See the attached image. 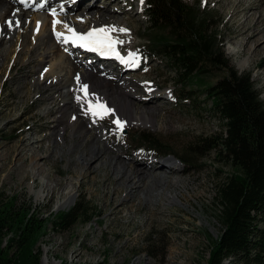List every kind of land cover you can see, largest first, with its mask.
<instances>
[{
	"label": "rangeland",
	"instance_id": "1",
	"mask_svg": "<svg viewBox=\"0 0 264 264\" xmlns=\"http://www.w3.org/2000/svg\"><path fill=\"white\" fill-rule=\"evenodd\" d=\"M182 1L203 14L214 16L213 28L220 33L223 53L230 67L238 73L250 75L259 99L264 103V55H254L253 48L249 52L233 54L241 43L236 37L238 26L244 21L245 13H251L249 9L245 12L242 9L257 0H243L236 18L231 17L236 0ZM93 3L100 11L106 5L116 11L111 15L118 17L119 21L113 25L126 30L125 35L116 36L121 42L123 53L120 55L133 53L137 59L134 66L145 67L126 74L123 67H117L113 72L111 64L103 67L102 62L95 65L96 70L103 75L111 73L116 78L121 77L124 91L133 97L129 100L138 107L134 112L141 109L151 113L155 125L127 124L118 131L113 114L100 119L85 115L76 123H70L63 108L57 111L67 92L66 87L58 86L57 79H68V71L64 69L56 74L58 78L51 77V74L43 77L55 61H51L53 57L50 55L46 63L36 68V61L44 51L37 49L30 56L28 51L33 42L31 38L27 39L22 53L13 55L5 63L0 62V145L3 147L0 148V194L8 198L15 196L18 202L24 200L40 218L66 211L81 202L87 204L93 215L95 212L99 215L97 219L94 217L85 224L79 222L66 231H56L49 224L37 244L41 251L40 264H205L210 239L221 230L216 220L220 211L215 200L217 187L237 172V168L224 159L218 160L215 153L205 152L201 143L203 139L220 133L222 122L210 112L211 104L202 88L191 87L195 93L191 102L182 103L176 99L179 92L172 71L164 61L153 58L147 51L146 39L153 31H148L145 4L141 0H95ZM54 4L43 11L24 10L26 17L36 13L41 19L56 20L57 16L64 14L58 15L61 10L59 2L56 7L60 9L52 12L50 7ZM82 4L77 10H87L93 5L89 1ZM130 6L132 12L123 14ZM263 7L259 6L264 12ZM17 8L12 11V16L19 14L20 8ZM259 27L264 28V18ZM21 34L17 30L12 33L11 44L7 43V38L0 40V52L5 54L7 51L8 54L11 48L17 52ZM56 43L69 59L61 40ZM129 43L130 47L127 46ZM48 44L46 48L50 52L59 54L60 48L56 50L55 43ZM73 51L74 56L78 55V50ZM77 60L83 62L81 57ZM246 60V69L239 70V65ZM64 68H68L67 65ZM224 74L218 72L214 78H206L204 83L212 84L216 77ZM40 80L44 82L40 89H35L34 83ZM43 87L49 89L45 94H42ZM48 94L53 100L44 102L43 98ZM52 109L57 112L47 116ZM64 117V122L56 123ZM86 124L91 126L88 133ZM56 126L55 133L63 130L60 137L58 134L50 136ZM142 132L165 143V150L173 155L162 157L148 146L138 144L133 136ZM95 135L100 137L107 152L99 161H93L81 170L77 159L83 151L95 147L92 141ZM22 140H27L30 148L19 155L10 154L9 149L20 146ZM189 148L195 149L193 159L182 164L183 152ZM112 159L114 161L109 166ZM116 163L124 170H115ZM136 166L146 167L148 171L144 179L139 182L135 179L133 185L127 174L133 173ZM165 173V179L158 178ZM71 191V195L76 196L73 205L61 209ZM165 195L177 198V204H171ZM149 233L156 234L151 238L155 239L153 247L147 244ZM222 264L230 263L226 259Z\"/></svg>",
	"mask_w": 264,
	"mask_h": 264
},
{
	"label": "trees",
	"instance_id": "2",
	"mask_svg": "<svg viewBox=\"0 0 264 264\" xmlns=\"http://www.w3.org/2000/svg\"><path fill=\"white\" fill-rule=\"evenodd\" d=\"M143 3L148 31H153L146 39L147 51L172 71L178 101L191 102L193 86L204 90L210 112L222 122L220 133L202 140L204 151L237 168L217 187L215 200L220 211L216 220L221 230L210 239L205 264H222L226 259L230 264H264V103L250 75L230 67L220 33L213 28V15L203 14L182 0ZM218 72L225 74L212 84L204 83ZM133 137L159 156L173 155L165 150V143L144 132ZM193 150L183 152L182 164L193 159ZM98 216L81 202L40 218L24 200L0 194V264H40L37 244L49 224L56 231H66ZM154 235L149 233L147 244L151 247L155 246Z\"/></svg>",
	"mask_w": 264,
	"mask_h": 264
},
{
	"label": "bare ground",
	"instance_id": "3",
	"mask_svg": "<svg viewBox=\"0 0 264 264\" xmlns=\"http://www.w3.org/2000/svg\"><path fill=\"white\" fill-rule=\"evenodd\" d=\"M21 0H0V40L3 41L5 38H7V43L11 44L13 43L11 35L16 30L21 31V39L19 41V50L16 52L15 50L10 49L8 51L9 53L4 54L0 52V62H7L10 57L13 55H18L19 53H22V51L25 49V43L27 39H32L33 45L32 49L28 51V54L30 56L33 55L37 51V49H40L44 51V54L42 56H39V59L36 61V68L41 67L42 64L46 63L47 60H49L50 55L53 57L51 61H55L52 65H50L46 72L44 73L43 77H48L49 74H51V77L55 76V78H58L56 74L59 72H62V70L66 69L68 71V79H57V83L59 87H66L67 92L66 95L63 96V104L59 105L57 111L59 109L63 108V113L67 115L70 119L69 122H77L80 120L83 116H89L93 117V115L89 112V102L96 106L98 104H103L107 108L111 109V112L113 115L116 116V120L119 119L121 123H123L124 127L127 124H134L136 126H147V127H153L155 125L154 117L149 112L142 111L139 109L138 113H135L134 111L138 108L137 106L133 105L132 101L129 99H133L129 95V93L124 91V82H120V78H116L111 73H105L100 74L98 70H96L95 65L98 63H103V67L111 66V71L116 72L117 67L124 68L126 74L127 72H138L139 69L142 67H135L131 63H125L124 61H127L129 59V53L128 55L122 56L120 55L122 52L120 48V44L118 43L116 45V52L119 54V57L123 58L120 59L117 57L116 54H109V55H101L99 52L89 51L86 50V48L79 47L76 44H73L71 42V39L67 43L64 42V37H71V33L68 31V28L73 29L78 34H86L89 31H92L94 29H100V28H110L113 29L109 35L113 40L120 41V39H117L116 36L119 35H125V32L119 31L122 29L121 26L113 25L114 23H117L119 21L118 17L113 16L111 14H115L116 11H112L111 7L109 5H106L102 11L98 10L93 2L95 0H72L69 2H65L64 0H27L26 3H29L25 5L20 2ZM84 1L91 2V5L89 8L87 6V10H77L80 6H82ZM61 4V10H58V15L64 14L63 16H57L58 21L60 23L56 24L55 27L53 26V21L47 18L41 19L39 15L36 13H32L29 17H26V13L24 10H40L43 11L46 9L49 5L52 3H55L51 8V11H55L57 9L56 3ZM243 0H236V6L232 13V18H236L239 15V10L242 5ZM258 3L257 8L255 7V4ZM40 4V5H39ZM235 5V4H234ZM264 5V0H257L256 2H250L249 5L242 9L244 12L246 10H250L251 13L247 12L245 13V18L242 23L239 24L238 30L236 32V37L241 40V43L238 45V48L236 51H233V54H239L240 52H244L245 50L247 52L250 51L251 48H253L252 53L254 55H264V28H260V23L262 22L264 18V12L263 10L259 8V6ZM17 6L20 8L19 14H15L12 16V11L14 9H18ZM234 7V6H233ZM55 8V9H53ZM81 8V7H80ZM264 8V7H263ZM49 9V8H48ZM24 11V12H23ZM27 12V11H26ZM38 12V11H37ZM132 7L130 6L128 11H123V14L131 13ZM253 12V13H252ZM257 14V17L255 16ZM60 18V20L58 19ZM19 20L20 24L19 26L13 25V27L9 28L6 21L8 20ZM31 19V21H30ZM129 21V20H128ZM131 21V20H130ZM30 22V23H29ZM39 25V27H37ZM121 27V28H120ZM48 28V32H47ZM51 29V31L49 30ZM57 33L62 34L61 37L58 39ZM45 37L43 38V36ZM57 40H61V46L63 48V51H66L69 55V59L65 58V56L62 54L61 47L57 46L56 43ZM48 43H55L56 50L59 49V54H54L52 51L50 52L49 49H47L46 45ZM13 45V44H12ZM11 45V46H12ZM49 45V44H48ZM128 47L131 46V43L127 45ZM13 47V46H12ZM69 47V49H68ZM1 48V47H0ZM14 48V47H13ZM49 48V46H48ZM72 49V50H71ZM74 50H81V55H75ZM69 50V51H67ZM74 53V54H73ZM27 54V55H28ZM88 56V60L93 59L94 63L91 65H82L79 59L80 57ZM251 57V56H250ZM136 58V57H135ZM68 59V60H67ZM76 60V61H75ZM137 60V59H136ZM246 60L242 64L239 65V70L246 69V66L248 64ZM71 62V63H70ZM115 63H118L115 65ZM67 65L68 68H64ZM145 67H142L144 69ZM103 69V68H102ZM122 70V69H121ZM112 72V73H113ZM118 72V71H117ZM80 77V81L78 82L76 77ZM71 80H70V79ZM96 80V81H95ZM42 82L44 80H40L38 83H34L33 87L35 89H40ZM69 83V84H68ZM87 84L88 85V93L87 96L82 91V85ZM44 86V85H43ZM137 86V85H136ZM138 87V86H137ZM44 92L42 94H45L49 89L47 87L42 88ZM149 94L153 95V92H149ZM148 94V95H149ZM77 97H80L78 100ZM44 102L52 101L53 97L52 95L48 94L46 97L44 96ZM42 99V100H43ZM154 99V98H153ZM57 111H54V109L48 111V115H53ZM95 119H100L98 116H94ZM64 118H59L56 123L61 124L60 122H64ZM82 123V122H80ZM76 125V124H75ZM123 127V128H124ZM55 128H53V131L50 133V136H54L55 134H58V136H62L63 130H59L55 133ZM87 133L91 131V126L89 124H86ZM92 141L95 144V147L91 146L87 150L83 151L80 157L77 159L78 165H81V170L85 167V165H88L89 163H92L93 161L97 162L107 152V147L101 143L100 137L95 135L93 136ZM100 140V142H99ZM27 140H22L20 142V146L14 145L11 149H9L10 154H21L22 152L27 151L30 148V145H27ZM90 141V140H89ZM88 142V141H87ZM37 142L34 144L36 145ZM0 148L3 147L0 145ZM113 159L110 160V165L113 163ZM141 162V161H140ZM143 163V162H142ZM146 164V163H144ZM174 164V163H169ZM149 165V164H147ZM115 170H124L123 166L119 163H116ZM144 168V169H143ZM114 171V170H113ZM146 167H140L136 166L133 170V173L127 174V179L134 185V180L137 179V182L139 180H142L146 176L147 172ZM167 174L165 173L163 176H160L158 178H164L167 177ZM134 176V177H133ZM138 177V178H137ZM122 178V175H120V179ZM136 182V183H137ZM171 187H174V184L171 185ZM128 189V188H127ZM73 191H71L68 195V199L63 202L60 206L61 209H66L73 205L76 196L71 195ZM52 195V194H51ZM71 195V196H70ZM129 195V193H128ZM131 196V194H130ZM167 200L171 204H177V198L175 197H169L168 195H165Z\"/></svg>",
	"mask_w": 264,
	"mask_h": 264
},
{
	"label": "snow or ice",
	"instance_id": "4",
	"mask_svg": "<svg viewBox=\"0 0 264 264\" xmlns=\"http://www.w3.org/2000/svg\"><path fill=\"white\" fill-rule=\"evenodd\" d=\"M26 2L27 0H21V3H26ZM143 2L144 0H141L142 4ZM6 23L8 27L11 28L13 27L14 24L15 26L18 27L20 24V21L18 19L15 21L10 19L6 21ZM58 23H60V21L54 20L53 26L55 27V25ZM37 27H39V25H37ZM112 30L113 29H110V28H100V29H94L92 31H89L86 34H78L73 29L68 28V31L71 33V37H64V42L67 43L69 39H71V42L73 44L78 45L79 47L86 48L89 51L99 52L101 55L116 54L118 58L123 60V58L119 57V54L116 52V45L121 42L113 40L109 35V33ZM119 31L126 32L125 29H120ZM61 35L62 34L57 33L58 39L61 37ZM124 62L131 63L134 65L137 63V60L135 56H133L132 54H129V59ZM76 79L78 82L80 81L79 76H77ZM82 91L87 96V93H88L87 84L82 85ZM77 99L79 100L80 97H77ZM89 112L93 116H98L100 118H104V116L112 114L111 109L107 108L105 105L98 104L96 106H93L90 102H89ZM114 123L117 125V130L122 131L124 127L123 123H121L119 119L115 120Z\"/></svg>",
	"mask_w": 264,
	"mask_h": 264
}]
</instances>
